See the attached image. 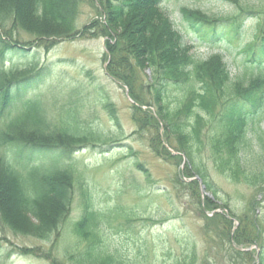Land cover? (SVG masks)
Segmentation results:
<instances>
[{
  "label": "rangeland",
  "instance_id": "374dc122",
  "mask_svg": "<svg viewBox=\"0 0 264 264\" xmlns=\"http://www.w3.org/2000/svg\"><path fill=\"white\" fill-rule=\"evenodd\" d=\"M100 1L55 0L63 14V25L51 30L54 34L47 35L45 41L38 38L42 36L41 28L34 19L23 20L24 11L17 12L19 17V14L8 13L7 4L4 9V25H0V29L9 28V36L3 33L4 37H9L6 42L21 49L29 47L25 59L17 57L4 66L18 68L16 74L19 75L46 66L48 73L37 88L14 94L9 101L10 111L2 114L1 119L5 123L8 119L26 117L27 120V110L40 109V112L32 111L38 122L34 125L39 130L60 134L59 137L64 131L88 137L75 143L64 142L66 146L58 153L61 159L45 154L37 162L42 175L62 174L66 170L71 179L68 175L61 177L68 178V191L65 194L62 190L38 204L37 218L24 213V221L14 223L17 229L23 228L22 231L12 229L0 217V264H50L49 254L57 259L63 257L59 259L61 264H70L64 256L66 250L76 247L77 252L91 251V237L84 239L73 232L74 224L83 213L82 189L88 192L89 204L103 215L101 231L96 234L99 245L111 255L114 248L120 249L123 264H131L135 258L146 259L147 264H172L182 250L185 253L193 246L197 254L194 264H255L253 261L242 263L237 255L221 250L218 246L223 233L220 224L215 219L206 221L203 215L209 219L223 213L234 227L233 217L228 213L240 216L245 212L247 217L256 219L264 237V179L250 186L233 180L245 177L242 171L231 170L229 152L236 141H232L228 126L234 122L216 120L212 128L210 118H202L203 114L196 117V121L191 120L188 91H180L172 83L167 87L168 100L163 101L164 105L154 103V97L146 88L149 68L144 71L137 68L131 73L134 89L142 94L138 99L125 82L115 80L107 69L116 34L127 29L126 35H133L140 21H143L140 27H155V33L157 30L171 32V35L181 32L186 53L205 58L204 79L208 86L196 101L210 103L216 111L222 101L212 100L211 89L223 90L228 78L233 85L242 81V87L247 88L258 81L259 70L246 69L249 64L236 47H228L223 53L220 52L222 47L218 50H207L196 44L190 47L191 39L180 26L179 12L185 8L189 14L200 17L204 12L230 14L235 7L218 0H160L159 8H135L124 16L120 12L121 20L114 16L109 20ZM261 24L256 18L246 20L241 32L242 42L252 37L256 26L261 30ZM61 28L62 33H59ZM137 36L131 39L136 40ZM132 64L134 67V62ZM183 80L186 83L180 87L189 86V81ZM194 81L192 79V86ZM207 89L209 94H206ZM177 103H180V114L168 119L164 112L172 110ZM141 113H146L147 118ZM249 121L247 137L258 150L256 136L264 134V112ZM146 123L152 127L144 126ZM196 123L201 145L191 156L196 167H188L183 142L178 146L173 141L165 148L155 140L159 148L156 151L151 147L153 135L164 133L181 141L175 129L188 127L190 133ZM224 139L226 143L219 144ZM175 148L181 158L179 163L168 156L169 152H176ZM252 169L253 174L262 175L264 158ZM200 185L205 189H200ZM14 193L15 190L6 188L0 195V210L5 208L6 215L17 206ZM64 195L72 198L69 209L66 206L63 216L59 217L57 205L64 201ZM254 198L260 199L258 204ZM52 221L57 224V232H52L47 239L40 238L39 231L51 226ZM187 237L189 243H186ZM231 245L236 249L234 242ZM247 249L255 260L258 248Z\"/></svg>",
  "mask_w": 264,
  "mask_h": 264
},
{
  "label": "trees",
  "instance_id": "16d2710c",
  "mask_svg": "<svg viewBox=\"0 0 264 264\" xmlns=\"http://www.w3.org/2000/svg\"><path fill=\"white\" fill-rule=\"evenodd\" d=\"M0 0V25H4V16L7 4V11L9 14L24 11L26 16L23 20L29 22L28 19H34L35 22L41 28L39 32L42 36H38L39 39L44 40L49 34H54L53 29L63 23L61 20V11L56 4L55 0ZM76 3L77 0H72ZM225 2L235 7L233 13L214 15L208 13H200V17L193 16L186 12L185 8H181L179 15H181L180 26L183 27L184 32L190 36V43L195 38L204 46L210 49L214 47H222L228 49V47H236L238 53L244 56L245 63L247 62L251 68L258 73V81L247 86L242 87V81L237 82L233 85L230 79L227 82L223 90L217 92L211 89L214 93L212 100H221L222 105L216 111H214L210 103L204 104V102H197L196 98L203 96L204 89L208 86L207 80L204 79V74L207 71L205 68V58H197L193 53L185 51L184 44H182L183 36L180 33L171 32L164 33L163 30H157L153 32L155 27H140L137 26L136 31L133 35H126L125 29L122 33L116 34V40L114 42L110 54V62L108 71L111 76L116 80L125 82L129 87V91L134 94L136 99L142 94L139 89H134L133 82L131 81V73L133 70L145 68L150 69V74H147V92L154 97V103L158 105H164L163 101L168 100L166 97L167 87L173 84L174 88L180 89V91H188L189 97L187 99L188 107L190 110L191 120L201 116L202 118H210L209 123L214 127L213 124L216 120L222 122H234L228 126V133L232 137L234 144L231 146L229 156L230 163L232 165L231 170L242 171L245 177L234 178L236 182H243L246 185L260 184L259 182L264 179V173L262 175L253 174L254 166L258 165L264 158V134L258 133L256 136V142L258 150L254 144L249 141L247 132H245V124L248 120L255 116H260L264 112V0H218ZM4 2V4H3ZM160 0H101L100 6L104 7V12L107 14V18L111 20L114 17L123 19L121 14L127 15L135 8H142L145 6L159 8ZM130 4V6H129ZM21 6L24 7L20 8ZM129 6L127 9H124ZM124 9V10H121ZM14 11V12H13ZM121 12V14H120ZM65 14V12L63 11ZM115 14V15H114ZM67 16V15H66ZM258 19L261 22V30H258V26L254 29L248 41L242 42V28L246 20ZM142 19V18H140ZM22 20V21H23ZM109 22V21H108ZM139 22V20H138ZM54 23V24H52ZM96 23V22H95ZM148 22H146L147 25ZM2 27V26H0ZM135 28V26H134ZM174 28V27H172ZM0 32V195L6 188L14 191L13 197L17 206L11 212H5V208L0 210V217L8 222L12 229L22 231L23 228H16L14 223L24 221V213H29L37 216L38 204H42L45 199H51L55 197L62 190L67 193L66 186L69 184L68 178L61 177L62 175H68L66 170H63L62 174L42 175L39 173L40 159H43L45 154L50 156H57L61 159V154H58L60 150L66 146V143H75L81 140H86L88 136H77L76 134L64 131L60 134L48 133L46 130H39L34 123H38L33 117L32 111H39L40 109L34 110L30 108L27 110L26 117L6 120L5 123L2 118V114L8 112L11 102L10 98L18 92H27L31 89H35L40 83L46 78L48 73V67L41 66L39 69L29 71L28 73L16 74L18 68L13 66H4L6 62H11L12 59L21 57L25 59L28 54L27 49H21L15 47V44L7 43L6 37L3 33L9 36V28L4 27ZM106 30V29H105ZM176 31V30H175ZM59 33H62V28ZM58 33V34H59ZM138 35L136 40L131 39L132 36ZM45 38V39H44ZM188 49V48H187ZM131 58V59H129ZM132 62H134V67ZM172 63H177L173 64ZM263 71V72H261ZM154 72V76L152 74ZM170 77V78H168ZM183 79L189 81V86H182V83H186ZM192 79L196 80L193 82ZM212 81V80H210ZM240 84V87L238 85ZM186 87V88H185ZM237 88L240 90L237 91ZM210 93V90L207 89ZM186 96V95H184ZM181 103V102H180ZM177 103L172 110L164 112L168 119L176 118L179 113V105ZM194 105L192 106V104ZM198 103V104H197ZM196 104V105H195ZM138 109V108H135ZM10 111V110H9ZM142 114V113H141ZM147 118V114H142ZM165 118V117H164ZM154 120V119H153ZM208 123V122H206ZM208 125V124H207ZM144 126L151 128L149 123ZM198 123L195 125V129L192 132L189 131L188 127L184 129H175V133L180 135L181 141L177 137L173 136L175 142L179 146V142H183L185 149V155L187 156L188 167H191L193 160L191 156L193 150L199 149L201 145L198 144V134L196 132ZM241 126V127H240ZM169 129V128H168ZM210 131V126H209ZM173 131V128L171 127ZM167 139L170 135L165 134ZM158 140L160 143L159 136L153 135L151 138V147L153 150L159 148L155 143ZM231 141V140H229ZM226 143V140L219 141V144ZM222 146V145H221ZM58 148V150L56 149ZM190 151V153H189ZM170 159H175L179 163L181 160L177 155L172 156L168 153ZM249 158V160H248ZM38 167H37V166ZM245 178V180H243ZM209 188V186H208ZM81 197L83 199L82 205H84L82 217L74 224V233L79 237H91L89 243L92 246L91 251H80L77 252L76 247L71 248L69 251H65L67 260L70 264H123V256L119 254V250L114 248L113 255L109 254L108 250H104L98 241L96 234L101 231V218L102 213L95 209L89 204V197L87 190H81ZM68 195H64V201L57 205L59 217L63 216L66 206L69 209V203L71 198ZM258 204L260 199H253ZM1 206V205H0ZM68 212V211H67ZM67 214V213H66ZM65 214V216H66ZM206 221L216 220L220 224V232H223L220 237L219 248H222L231 254L237 255L241 258L242 263L245 261H253L255 264H264V237L261 236L259 230L260 225L256 222V219L247 217V213H242L240 216H234L229 212V215L238 221V225L232 229V220L227 219L223 213L215 215L213 218H207L203 213ZM66 218V217H65ZM52 225L44 228L40 232V238L47 239L52 232H57V224L52 221ZM24 230V229H23ZM79 233V234H78ZM236 245L232 247V242ZM190 242V238H186V243ZM258 248L257 257L254 260L251 256V252L247 250L248 247L254 246ZM17 250L23 253L27 252L18 248ZM57 257V256H56ZM55 256L49 254L50 264H61L63 257L57 259ZM197 260V254L195 246L189 247L185 253L180 252L178 256L174 258L172 264H194ZM63 263V262H62ZM131 264H147L146 259L143 261L136 260Z\"/></svg>",
  "mask_w": 264,
  "mask_h": 264
}]
</instances>
